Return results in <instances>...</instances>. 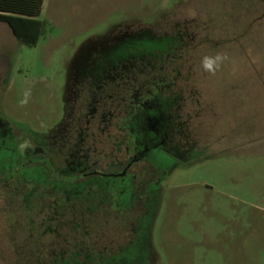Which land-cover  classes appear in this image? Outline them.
<instances>
[{"label": "rangeland", "instance_id": "374dc122", "mask_svg": "<svg viewBox=\"0 0 264 264\" xmlns=\"http://www.w3.org/2000/svg\"><path fill=\"white\" fill-rule=\"evenodd\" d=\"M37 18L45 21V29L31 46L19 43L0 22V115L16 127L26 123L55 145L71 118L68 103H75H67L71 85L86 64H99L89 53L102 55L130 36L146 42L148 33L165 32L166 24L183 19L198 29L200 38L188 42L177 81L189 101L182 116L190 141L186 155L172 163L160 159L164 177L143 197L148 210L133 220L132 247L123 244L135 232L115 238L123 228L102 220V242L88 250L92 255L101 251L103 258L92 262L88 254L80 255L79 264L207 262L210 243L224 242L227 215L264 207V0H43ZM218 52L230 60L214 76L203 72L201 58ZM189 64L192 72H187ZM26 88L31 99L20 107ZM90 130L88 140L95 143L100 135L92 125ZM101 144L107 151L106 137ZM142 205L138 200L135 212ZM26 220L14 197L0 195V264H36L37 255L51 256L46 246L31 248L32 240L25 238L43 229ZM111 237L115 240L109 242ZM115 252L116 258H109ZM67 256L78 255L63 254L57 262L68 264Z\"/></svg>", "mask_w": 264, "mask_h": 264}, {"label": "flooded vegetation", "instance_id": "af4514ba", "mask_svg": "<svg viewBox=\"0 0 264 264\" xmlns=\"http://www.w3.org/2000/svg\"><path fill=\"white\" fill-rule=\"evenodd\" d=\"M183 20L166 24L165 32L148 33L146 42L130 36L102 55L89 53V57H98L99 64H86L87 69L71 85L67 103L69 99L75 103H68L71 118L56 145L33 133L26 123L16 127L0 115V169L6 170L0 195L15 198L19 212L27 218L25 224L43 229L25 238L32 240L31 248L46 246L51 253L34 257L36 264H60L57 259L63 260V254L78 255L67 256L68 264L70 260L81 263L80 255L88 254L87 260L92 262L95 257L103 258L101 251L92 255L88 250L102 242V220L123 228L115 238L130 229L135 232L123 244L132 247L137 232L133 220L148 210L143 197L149 185L164 177L166 166L160 159L178 161L186 155L185 143H190L182 119L189 101L177 81L183 73L188 42L200 35L195 34L198 29L192 21ZM192 64L187 72H192ZM194 104L196 108L198 98ZM138 122L143 125L138 127ZM91 125L100 135L95 143L88 140ZM103 137L107 151L101 144ZM25 139H31L35 147L20 152L17 146ZM193 143L188 144L192 151ZM8 170L14 171L15 179L8 178ZM138 200L143 205L135 212ZM68 220L72 225L65 226ZM69 236L73 238L67 240ZM116 256L115 252L109 258Z\"/></svg>", "mask_w": 264, "mask_h": 264}, {"label": "crops", "instance_id": "0c3cea01", "mask_svg": "<svg viewBox=\"0 0 264 264\" xmlns=\"http://www.w3.org/2000/svg\"><path fill=\"white\" fill-rule=\"evenodd\" d=\"M202 264H264V207L227 215L224 242L210 243Z\"/></svg>", "mask_w": 264, "mask_h": 264}, {"label": "trees", "instance_id": "16d2710c", "mask_svg": "<svg viewBox=\"0 0 264 264\" xmlns=\"http://www.w3.org/2000/svg\"><path fill=\"white\" fill-rule=\"evenodd\" d=\"M42 2L43 0H0V22L7 25L19 43L26 46L34 45L43 33L45 21L37 18ZM1 172L0 180L6 177L4 174L6 170ZM7 176L12 179L16 177L11 170H8Z\"/></svg>", "mask_w": 264, "mask_h": 264}, {"label": "clouds", "instance_id": "9594fccd", "mask_svg": "<svg viewBox=\"0 0 264 264\" xmlns=\"http://www.w3.org/2000/svg\"><path fill=\"white\" fill-rule=\"evenodd\" d=\"M229 60L230 57L227 53L218 52L214 55H205L200 60V68L203 72L214 76L221 69L222 65H224V63ZM31 95V88H26L23 92L22 98L19 100V106H27L31 99ZM34 147L35 145L33 144L31 139H25L21 141L17 146L20 152H24L25 150Z\"/></svg>", "mask_w": 264, "mask_h": 264}]
</instances>
